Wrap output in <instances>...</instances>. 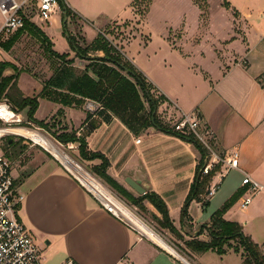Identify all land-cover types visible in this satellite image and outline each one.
Listing matches in <instances>:
<instances>
[{
  "label": "crops",
  "instance_id": "obj_1",
  "mask_svg": "<svg viewBox=\"0 0 264 264\" xmlns=\"http://www.w3.org/2000/svg\"><path fill=\"white\" fill-rule=\"evenodd\" d=\"M225 2L244 23L245 33L241 37L232 34L233 39L222 49V59L215 53L213 44L206 45L205 35L204 40H196L198 32L191 40L181 36L180 41L173 44L169 37L174 29L168 27L153 39L149 36L144 45L136 49L130 47L136 39L134 36L122 43L125 57L146 77L153 87L152 93L159 95H155L160 101L155 113L163 114V117L158 116L163 125L174 129L184 115H190L198 120L200 133L210 140V158L224 160L238 154L237 169L225 173L227 165L224 162L217 165L220 170L210 184L216 192L209 197V206L205 209L201 203L191 202L190 222L182 223L181 212L194 181L199 153L187 141L150 126V109L144 99L140 113L107 111L111 119L106 122L101 111H97L101 107L99 103L69 92L71 83L83 75L86 67L81 75L72 78L65 68H74V64L64 63L58 65L57 72L38 88L35 96L39 101L36 119L42 121L63 110L60 117L67 124L64 128L86 136L88 150L108 159L111 177L135 196L139 195L127 185V178L164 200L174 226L186 241H209L207 226L212 216L232 200L234 203L240 200L241 207L249 193L248 185L243 184L246 176L264 186V0H244L240 9L235 8L231 0H223ZM59 12L61 8L54 16ZM211 28L208 35L213 40L216 30L214 26ZM96 31L98 35L100 32ZM97 55L102 56V53ZM61 70L63 73L58 74ZM89 75L96 79L93 74ZM18 88L24 92L19 81ZM59 93L80 102L64 105ZM0 99L8 101L4 97ZM41 100H47L51 109L39 119L36 114ZM88 114L91 118L86 121ZM135 114L142 120L132 121L131 116ZM137 139H141V143L137 144ZM18 146L10 139L9 149L15 154L0 152L8 156L12 164L16 193L24 196L18 207V218L33 236L46 264H61L69 258L78 264H190L177 252L173 253L106 212L46 150L32 145L17 152ZM87 162L93 166L100 164L99 161ZM257 194L262 195L264 207V190L253 197ZM145 205L152 214L161 217L151 204ZM234 207H230L223 218L241 224L248 235L245 231L248 222L235 217ZM248 236L258 245L264 244ZM207 254H211V259L216 256L222 263L235 254L238 263L243 264L242 250L232 249L224 255L213 251L191 252V261L206 264L203 259Z\"/></svg>",
  "mask_w": 264,
  "mask_h": 264
},
{
  "label": "rangeland",
  "instance_id": "obj_2",
  "mask_svg": "<svg viewBox=\"0 0 264 264\" xmlns=\"http://www.w3.org/2000/svg\"><path fill=\"white\" fill-rule=\"evenodd\" d=\"M64 1L69 8L72 9L77 18L75 20L72 18L67 19L66 29L64 26L65 17L63 16L64 14L62 10V13L59 12L55 15L49 24L42 23L37 19L32 20L33 23L48 36L53 45L52 50L54 49V51L61 54L70 50L68 42L69 33L78 35L80 38L85 39L87 43H91L95 40V37L98 36L96 30H99L98 33H103L107 39H109V41L120 50L123 45L122 43L131 39L133 36L136 37V39L130 47L131 49H136L140 45H144L145 40H148L149 36L153 39L155 35L164 32L168 27V29H174L169 37L173 44H177L180 41L181 36L185 39L187 37L191 40V37L195 36V33L198 32L199 38H194L193 40H198V42H200L204 40L202 39V36L205 35V39L207 40L206 45L213 44L215 47V53L222 59V49H225V45L229 43L228 41L233 39L231 37L233 35L241 37L244 36L243 34L245 33L244 23L239 21L238 16L235 14L234 10L232 11L231 7L224 6L223 0H204L203 3L199 2L198 4L195 0ZM231 2L232 4L233 2L235 3L233 4L235 8L240 9L244 0H231ZM28 13L31 14V12ZM129 19H132L133 21L127 22ZM2 22L3 18L0 14V25ZM88 22L92 23L93 26H90ZM212 26H214L216 30V35L213 40L208 35V30L212 29ZM65 30L68 31L65 32ZM16 32L12 34H4L0 37V62L6 61L12 63L19 72L17 85L19 81V87L24 91L22 94L25 97H35L39 92L38 88L41 85L48 83V80L52 75L57 72L58 65H61L62 61L52 56L48 51L46 44L26 32L21 35L10 51H6L2 44L11 39ZM125 46L126 44L124 43V49L127 51ZM66 53H69L70 55L68 59H74L73 62L75 66L73 65L74 68L65 69H69L67 71L72 75V78L78 77L83 73V69L86 67L87 62L76 58L71 50ZM13 73L14 70L10 69L5 72V75H12ZM154 95L159 96L156 92H154ZM41 103V108L36 114L39 119H42L48 109H51V104L47 100H41ZM27 110L28 109L21 112L22 120L25 122L28 121ZM158 116L159 118L163 117V114L158 112ZM42 121L49 123V129L41 128L36 124L33 125L82 168H84L90 175L94 176L102 186L104 185L121 201L126 203V205L137 214L138 218H141L146 225L150 226L151 229L155 230L160 236H162L163 241L177 252L179 257L188 261L190 264H193V261H191L193 260L191 256L192 251H183L184 243L182 241L179 242L178 239L172 237L167 231L162 230L153 219V214L148 209H146L145 212L140 211V209L131 205L126 199L118 195L117 192L92 173L93 164L88 163L80 157L79 144L72 143L73 147L70 148V143H68L69 145L67 146V144H62L56 139L55 133L59 134L61 131V127L58 123H61L62 127L67 125L62 117L54 115L53 117H48ZM67 131L71 132L76 130L69 131L67 128ZM78 136L82 137L83 135ZM10 139L14 143H17V145H20L18 146L17 152H19L20 149L25 151L33 145L32 142H27L19 137L12 136L3 139L0 142V151L2 150L4 152L5 150L7 155H10L11 153L15 154L13 152L14 150L9 149ZM34 148L38 149L37 147ZM48 155L51 156V154ZM261 199V194L255 195L252 198V203L246 208L247 210L242 209L239 206L240 200L231 203V207L235 206V217L237 219H242L245 222H248L245 226L246 233L253 236L257 242L264 243V207ZM209 225L210 223H208V227ZM233 246H236V242H233ZM261 250L264 254V247L261 248ZM207 255L208 256H205L203 259L205 262L202 261L206 264H240L238 263V256L235 254H232V256L227 258L225 263H222L216 256H213L211 259V254Z\"/></svg>",
  "mask_w": 264,
  "mask_h": 264
},
{
  "label": "trees",
  "instance_id": "obj_3",
  "mask_svg": "<svg viewBox=\"0 0 264 264\" xmlns=\"http://www.w3.org/2000/svg\"><path fill=\"white\" fill-rule=\"evenodd\" d=\"M58 1L59 6L63 11V16L66 19H77L72 9L69 8L64 0ZM195 1L197 4L199 2H204V0ZM224 6L229 7V3L225 2ZM64 26L66 29V23ZM67 31L65 30V32ZM25 32L46 44L47 49L52 56L62 61V63L67 65L74 64V59H68L70 56L68 53L58 54L53 51V45L48 36L27 17H25L24 28L18 31L11 39L3 43V48L6 51H10L16 44L17 40ZM68 42L70 50L75 53V57L88 63L83 75L78 77V79L72 82L69 86V92L71 94L79 95L82 98L99 103L101 105L99 109L101 110L98 109L97 111H101L100 114L106 122L111 119V116L107 111L118 114L127 111L132 114L140 113L144 109L142 102L144 99L146 103H148L150 109V126H154L162 132L175 135L184 141H187L198 151L200 158L197 164L196 174L181 212L182 223L190 222L191 217L188 214L189 205L191 202L197 201L201 203L203 209L209 206L210 184L213 177L220 170V166H214L208 174H203V168L210 160V151L193 133H180L160 122L157 112L155 113L159 107L160 101L152 93V85L125 57L122 48L119 50L103 33L100 32L91 43H87L85 39L80 38L78 35L69 33ZM98 53H102V56H98ZM9 69L14 70V74L6 76L5 72ZM66 72L68 71L66 70ZM60 73L61 71L58 74ZM90 73L96 76V79H93L89 75ZM69 75L72 77L71 74ZM18 78L19 72L12 63L6 61L0 62V98H6L18 113L28 109V122L36 124L41 128L49 129V123H45L35 118V113L39 107L38 97H25L18 88ZM259 82L262 84L261 78L259 79ZM46 88L47 87L43 89L42 93ZM59 94L64 105H71L74 102H80L79 100L77 101L63 93ZM62 112L63 110H59L57 115L61 116ZM90 118L91 114H88L86 121L90 120ZM131 119L132 121H140L142 120V117L135 114L134 116H131ZM58 124L61 127V131L59 134L55 133L56 139L62 144H79V153L83 160H99L100 164L92 167V173L117 192L118 195L126 199L131 205L140 209V211L145 212L147 209L145 203L151 204L161 216L158 217L153 214V219L162 230L168 231L176 239L184 243L183 249L181 248L183 251L188 252L190 250L200 254L213 251L219 255H224L230 249H234L236 252L242 250L243 264H264V254L261 250L264 245H258L250 236L246 235L241 224L229 222L223 218L224 213L231 207V203L234 202L233 200L228 204H225L212 216L210 225L209 227L207 226V231L210 236L209 241H201L198 239L186 241L174 226L170 218L168 206L159 195L151 191H146V194L141 196L133 195L109 175L108 169L110 163L108 159L101 153L88 150L86 136H78L76 131L68 132L66 128L61 126V123ZM233 242H236L235 247L233 246Z\"/></svg>",
  "mask_w": 264,
  "mask_h": 264
},
{
  "label": "built area",
  "instance_id": "obj_4",
  "mask_svg": "<svg viewBox=\"0 0 264 264\" xmlns=\"http://www.w3.org/2000/svg\"><path fill=\"white\" fill-rule=\"evenodd\" d=\"M59 9L60 6L58 0H0V14L3 18V22L0 25V37L4 34H12L23 29L25 26V17L29 20L38 18L40 21L47 23ZM28 12H31V14ZM11 128H23L41 133V131L38 130L31 122L23 121L21 114L16 112L10 102L0 99V141L10 136H16L23 138L27 142H32L33 145H37L33 140L25 137L24 135L9 132L8 130ZM174 130L180 133H193L196 138L210 151V153H212L210 140L200 133L199 122L197 119L191 117L190 115H184L182 119L175 124ZM136 143H141V139H137ZM68 145L69 144H67V146ZM70 146V148H72L73 144L70 143ZM214 158L215 156L210 158L204 166V175L208 174L214 166L221 162H224L227 165L225 173L238 168L239 157L237 153H234L232 156L227 157L224 160L218 159L214 161ZM61 165L63 166V164ZM64 169L100 203L101 207L106 212L113 215L128 227L135 229L123 219L120 211L112 202H110L106 197L98 196L92 193L70 171H68L67 168L64 167ZM225 173H222V176H225ZM243 184L248 185L249 187L248 196H246L241 203L242 209H246L251 204L253 195L259 191H263L264 186L256 181H253L249 176H246L243 179ZM105 189L112 199L119 202L121 207H125L134 213V211L128 207L126 203L121 201L114 193L106 187ZM215 192V187L210 188L209 197ZM23 200L24 196L16 193L14 178L12 175V164L8 157L4 153L0 152V264H46L33 236L18 218V207ZM135 215L137 216V214ZM158 235L160 236V234ZM160 237L162 238V236ZM61 264L78 263L74 259L69 258Z\"/></svg>",
  "mask_w": 264,
  "mask_h": 264
},
{
  "label": "bare ground",
  "instance_id": "obj_5",
  "mask_svg": "<svg viewBox=\"0 0 264 264\" xmlns=\"http://www.w3.org/2000/svg\"><path fill=\"white\" fill-rule=\"evenodd\" d=\"M8 131L24 135L25 137L33 140L37 145L43 147L46 151L51 153L61 164H63V166L67 168L68 171H70L88 190L98 196L106 197L110 202H112L120 211L123 219L130 225H132L135 229H137L150 240L162 245L173 253H176L169 245H167L165 241H163V239L156 232H154L140 218L134 215L132 211L125 207H121L119 202L112 199L106 192L105 187L102 186V184L98 180L90 175L84 168H82L77 162L69 157L62 149L55 145L45 135L37 131H31L23 128H11Z\"/></svg>",
  "mask_w": 264,
  "mask_h": 264
},
{
  "label": "water",
  "instance_id": "obj_6",
  "mask_svg": "<svg viewBox=\"0 0 264 264\" xmlns=\"http://www.w3.org/2000/svg\"><path fill=\"white\" fill-rule=\"evenodd\" d=\"M67 19H65L64 23L66 22ZM125 182L127 183V185L132 188L138 195H144L146 194V189L145 187H142L141 185H139L137 182H135L134 180H132L131 178H127L125 180Z\"/></svg>",
  "mask_w": 264,
  "mask_h": 264
}]
</instances>
